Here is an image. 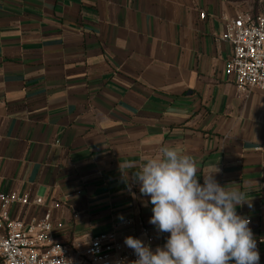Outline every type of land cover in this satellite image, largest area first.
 Wrapping results in <instances>:
<instances>
[{
	"label": "crops",
	"instance_id": "crops-1",
	"mask_svg": "<svg viewBox=\"0 0 264 264\" xmlns=\"http://www.w3.org/2000/svg\"><path fill=\"white\" fill-rule=\"evenodd\" d=\"M245 11L264 0H0V191L44 202L13 215L51 209L52 241L79 254L102 234L154 251L169 234L125 165L167 144L252 199L237 213L264 264V92L224 74Z\"/></svg>",
	"mask_w": 264,
	"mask_h": 264
},
{
	"label": "clouds",
	"instance_id": "clouds-1",
	"mask_svg": "<svg viewBox=\"0 0 264 264\" xmlns=\"http://www.w3.org/2000/svg\"><path fill=\"white\" fill-rule=\"evenodd\" d=\"M125 167L138 168L132 179L150 197L145 203L152 205L149 223L158 233L169 234L154 251L139 238L125 237V245L137 256L132 264H259L251 220L237 213L244 204L251 208L252 199L239 184L222 186L215 179L218 168L201 174V184L197 161L167 144L138 165Z\"/></svg>",
	"mask_w": 264,
	"mask_h": 264
},
{
	"label": "built area",
	"instance_id": "built-area-1",
	"mask_svg": "<svg viewBox=\"0 0 264 264\" xmlns=\"http://www.w3.org/2000/svg\"><path fill=\"white\" fill-rule=\"evenodd\" d=\"M205 18V14H201ZM222 40L230 45L224 74L244 92H264V11H245L228 21ZM44 205L40 196L34 198L17 192L0 191V259L2 264H132L137 259L126 251L113 234H102L90 240L82 253L73 247L54 243L53 213L47 209L39 219L15 217L16 207ZM57 227H62L61 223ZM145 232V230H143Z\"/></svg>",
	"mask_w": 264,
	"mask_h": 264
},
{
	"label": "rangeland",
	"instance_id": "rangeland-1",
	"mask_svg": "<svg viewBox=\"0 0 264 264\" xmlns=\"http://www.w3.org/2000/svg\"><path fill=\"white\" fill-rule=\"evenodd\" d=\"M258 0H252V4L255 6Z\"/></svg>",
	"mask_w": 264,
	"mask_h": 264
}]
</instances>
